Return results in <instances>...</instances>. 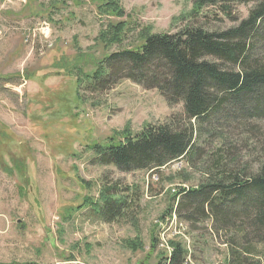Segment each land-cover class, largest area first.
<instances>
[{"label":"rangeland","instance_id":"rangeland-1","mask_svg":"<svg viewBox=\"0 0 264 264\" xmlns=\"http://www.w3.org/2000/svg\"><path fill=\"white\" fill-rule=\"evenodd\" d=\"M191 1L120 0L124 16L116 18L98 13L99 0H0V264H166L172 242L187 252L186 264H228V249L240 248L210 218L192 226L175 212L181 190L203 180L201 162L128 173L93 162L94 146L124 143L182 113L129 80L88 84L106 56L138 48L145 27L173 34L192 25ZM249 6L233 14L245 18ZM199 21L210 31L234 24L214 9ZM118 22L121 40L105 45L101 32ZM252 138L237 132L233 140L243 145L240 166L255 171L264 146ZM108 187L127 200L112 222L91 205ZM254 249L264 257L262 245Z\"/></svg>","mask_w":264,"mask_h":264},{"label":"trees","instance_id":"trees-1","mask_svg":"<svg viewBox=\"0 0 264 264\" xmlns=\"http://www.w3.org/2000/svg\"><path fill=\"white\" fill-rule=\"evenodd\" d=\"M191 3L192 25L173 34L152 33L145 27L138 48L106 56L88 84L105 89L129 80L157 90L169 106L181 104L182 113L144 126L124 143L110 140L94 146L93 162L125 173L159 169L180 158L190 167L201 162L202 168L208 167L203 180L195 189L181 190L176 214L192 226L210 218L216 234H230V242L240 248L228 249V264H264V257L252 255L254 244L264 249V163L255 171L240 166L237 151L243 145L233 140L239 132L264 146V130L257 127L264 125V0ZM238 5H250L245 18L233 14ZM209 9L233 26L207 30L199 18ZM97 11L124 16L120 0H99ZM124 26L123 22L108 24L101 32L102 42H119ZM75 82L79 96L80 79ZM117 195L114 188H104L99 201L91 203L102 221L121 216L127 200ZM237 216L243 221L232 223ZM171 245L166 264H186L184 248Z\"/></svg>","mask_w":264,"mask_h":264},{"label":"built area","instance_id":"built-area-1","mask_svg":"<svg viewBox=\"0 0 264 264\" xmlns=\"http://www.w3.org/2000/svg\"><path fill=\"white\" fill-rule=\"evenodd\" d=\"M175 162H178V164H181V158H180V159H178V160H176ZM164 241H165V240H162V242H163V245H165V244H164ZM165 243H166V241H165ZM163 245H162V246H163Z\"/></svg>","mask_w":264,"mask_h":264}]
</instances>
